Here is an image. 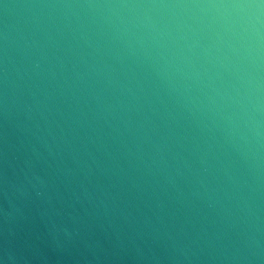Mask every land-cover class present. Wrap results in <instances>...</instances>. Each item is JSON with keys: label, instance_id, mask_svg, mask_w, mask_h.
Segmentation results:
<instances>
[{"label": "water", "instance_id": "95a60500", "mask_svg": "<svg viewBox=\"0 0 264 264\" xmlns=\"http://www.w3.org/2000/svg\"><path fill=\"white\" fill-rule=\"evenodd\" d=\"M0 264H264V0H0Z\"/></svg>", "mask_w": 264, "mask_h": 264}]
</instances>
